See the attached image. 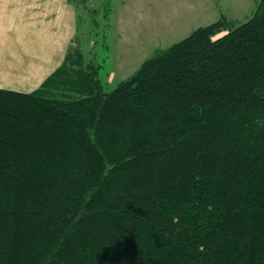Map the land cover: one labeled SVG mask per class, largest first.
Segmentation results:
<instances>
[{"label":"trees","instance_id":"obj_1","mask_svg":"<svg viewBox=\"0 0 264 264\" xmlns=\"http://www.w3.org/2000/svg\"><path fill=\"white\" fill-rule=\"evenodd\" d=\"M98 71L0 88V264H264V0Z\"/></svg>","mask_w":264,"mask_h":264},{"label":"rangeland","instance_id":"obj_2","mask_svg":"<svg viewBox=\"0 0 264 264\" xmlns=\"http://www.w3.org/2000/svg\"><path fill=\"white\" fill-rule=\"evenodd\" d=\"M76 37L85 58L99 63L106 89L164 48L221 16L236 25L250 18L258 0H70Z\"/></svg>","mask_w":264,"mask_h":264},{"label":"crops","instance_id":"obj_3","mask_svg":"<svg viewBox=\"0 0 264 264\" xmlns=\"http://www.w3.org/2000/svg\"><path fill=\"white\" fill-rule=\"evenodd\" d=\"M70 0H0V88L32 91L76 35Z\"/></svg>","mask_w":264,"mask_h":264}]
</instances>
